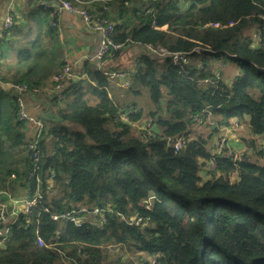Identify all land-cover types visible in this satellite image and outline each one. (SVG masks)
<instances>
[{
  "label": "trees",
  "instance_id": "1",
  "mask_svg": "<svg viewBox=\"0 0 264 264\" xmlns=\"http://www.w3.org/2000/svg\"><path fill=\"white\" fill-rule=\"evenodd\" d=\"M79 1L95 14L107 8L112 41L122 45L108 57L136 45L188 53L187 63L138 58L130 88L119 89L147 91L153 109L140 132L142 108L118 104L115 85L92 65L65 84L61 100L50 99L55 115L40 118L36 132L18 119L7 86L48 85L65 65L58 33L49 27L25 41L11 61L12 28L3 33L0 201L40 199L0 243V264H264V0ZM250 29L258 40L241 34ZM217 61L237 64L230 84L216 76ZM246 115L240 161L216 153L213 132L239 131ZM203 124L213 131L198 134ZM81 208L99 213L83 215L80 227L50 218Z\"/></svg>",
  "mask_w": 264,
  "mask_h": 264
},
{
  "label": "crops",
  "instance_id": "2",
  "mask_svg": "<svg viewBox=\"0 0 264 264\" xmlns=\"http://www.w3.org/2000/svg\"><path fill=\"white\" fill-rule=\"evenodd\" d=\"M91 13L95 14L93 11H91ZM8 14L13 18L12 32H10V36L11 33L13 36V42L11 46L9 45L8 47V61L16 57L18 48H20L25 41L29 42L45 34L49 27H53L57 30L58 44L61 46L62 51V61L66 65H69L72 72L78 78H84V70L89 65L99 67L104 73H111L114 71H122L127 74L132 73L138 58L147 49V47L136 45L126 46L123 48L125 52L121 51L117 58H110V55L107 58L105 57L106 59L104 58L100 65H97L91 58L98 49L99 36L96 32L85 28L76 15L62 12L57 17H53L49 12L42 10L39 0H0V36L3 34V22ZM40 26H43V29H41ZM246 32L251 33V38L256 40L254 29H250ZM44 43H47V39H44ZM3 48L5 49L7 47L4 46ZM214 66L216 70L218 69L216 73L220 78L229 84L238 75V66L236 63L230 62L221 64L220 61H217ZM111 84L115 85L114 93L118 95L119 98L123 99L125 96L122 94L121 89H119V82L111 81ZM4 88H6V86H4ZM51 98L52 91L47 89L42 90V92L36 96L26 97L24 99V105L27 113L37 119L45 117L49 110H55L50 104ZM135 104L140 108L137 103ZM228 129L229 128H226L219 137L227 139ZM241 136H243L241 132L235 129V132L233 131L228 134V138L230 139H228V141L235 146L245 147L241 145L239 141Z\"/></svg>",
  "mask_w": 264,
  "mask_h": 264
},
{
  "label": "built area",
  "instance_id": "3",
  "mask_svg": "<svg viewBox=\"0 0 264 264\" xmlns=\"http://www.w3.org/2000/svg\"><path fill=\"white\" fill-rule=\"evenodd\" d=\"M144 1L148 3L153 0ZM39 3L42 10L49 12L51 16L57 17L62 12L76 15L81 20L85 28L96 32V34L99 36V46L91 60L97 65L101 64V62L111 50L118 51L122 48L121 44H116L112 41L111 35L114 30V24L103 17L104 12L107 10V8L104 7L103 10L99 12V14H93L87 8H85L79 0H39ZM12 25L13 18L10 14H8L3 22V33L7 32L12 27ZM211 26L214 28H220L219 24H212ZM2 35L0 36V39ZM258 37L259 36L256 35V40H258ZM142 55H154L158 57L165 55L170 56L173 62L177 64L187 63L188 59V53H173L168 55L165 54L163 50L157 52L152 47H147L146 51ZM104 74L109 81H119L120 87L128 88L130 86V81L127 78L130 73L127 74L126 72L122 71H114ZM77 79L78 77L72 72L69 65L65 64L58 73L52 75L49 78L50 89L53 92L54 97L57 100H61L62 91L65 84L71 81H77ZM8 88L16 98L18 119L31 124L34 127L35 131L39 132V130L43 127V122L27 113L24 105V99L26 97L36 96L40 93V89H30L26 85L16 84H9ZM179 143L180 141L176 143L175 148L179 146ZM28 150L32 152L33 161L37 162L38 152L36 151V145H29ZM214 151L233 161H240L243 155L247 152V148L235 146L226 138H222L215 141ZM209 168L213 170L214 165L212 162L209 163ZM33 174H31L28 178L30 179ZM39 199V193H36L35 196L29 199H18L6 195L5 199L0 201V243L4 242V240H6V238L8 237L10 227L17 222L18 214L31 216V214L33 213V207L38 204ZM42 212L49 213V210L47 208H43ZM97 213H99L98 210H92L91 212H88L87 209L81 208L77 211H70L62 215L52 214L50 215V218L53 221L64 220L66 222L73 223L77 227H80L82 224L81 217L83 215L87 214L90 216H95V214ZM136 223H140V220H138ZM35 243L37 246L43 245L42 240L38 236L35 237Z\"/></svg>",
  "mask_w": 264,
  "mask_h": 264
},
{
  "label": "rangeland",
  "instance_id": "4",
  "mask_svg": "<svg viewBox=\"0 0 264 264\" xmlns=\"http://www.w3.org/2000/svg\"><path fill=\"white\" fill-rule=\"evenodd\" d=\"M241 34H243L244 37L245 36L251 37V33H249V32H243ZM123 51H124V49L122 50V52ZM128 65H129V63H128ZM131 67H132V65H131ZM127 78L129 79L130 86H131V78H129V76ZM112 82H115V81H112ZM117 82H119V81H117ZM47 84H48L47 86H45L43 88H39L40 89V93L44 89H47V90H50L51 91V89H50V81L49 80H48ZM119 84H120V82H119ZM130 86H129V88H130ZM7 88H8V86H7ZM122 88H124V87H122ZM132 89H137V87L136 86H133ZM141 91H142V93L140 95H135V94H132L131 91H126L125 93H123L124 91L121 90L122 94L125 96L123 99L122 98H119L118 95L113 94L114 100L118 104H120L122 106H127L130 103H134V104L137 103L140 106V108H142V110L144 111L145 118H144L143 124H142V126H139L138 129H136V132H140L142 130V128L149 126V123H148L149 122V119L146 117V113H147V111L149 109H153V105L151 104V102H150V100L148 98V94H147L146 89H142ZM52 97H54L53 96V92H52ZM51 115H55V110L54 109L49 110L48 111V114H46L45 117H50ZM233 121L234 120H230V122H233ZM248 122H249V117L246 115L244 117L243 121L241 122V124H240V130L238 131V132H241V134L243 135V137H249ZM195 127H196L195 128L196 132L198 134H202V135H206V134H208V133H210V132L213 131L212 127H208V125H206V124L197 125ZM225 129L226 128H223V129H219V130L213 132V136L212 137L215 138V139H217V137H219L225 131ZM227 131H228V133H227V140H228V134L230 132H233V130L229 128ZM256 141H257V143L262 144V141H263L262 140V137L261 136L260 137H256ZM259 163L260 164H264V158H261L259 160Z\"/></svg>",
  "mask_w": 264,
  "mask_h": 264
},
{
  "label": "bare ground",
  "instance_id": "5",
  "mask_svg": "<svg viewBox=\"0 0 264 264\" xmlns=\"http://www.w3.org/2000/svg\"><path fill=\"white\" fill-rule=\"evenodd\" d=\"M216 76L218 77L219 75L216 73ZM223 137H217V139H215L214 138V140H213V144H214V146H215V141H217V140H220V139H222ZM181 143V142H180ZM180 143H179V146H180ZM175 146H176V143L174 144V148H175ZM179 146L177 147V148H179ZM177 148H175V149H177ZM216 150V149H215ZM153 264V263H152Z\"/></svg>",
  "mask_w": 264,
  "mask_h": 264
},
{
  "label": "water",
  "instance_id": "6",
  "mask_svg": "<svg viewBox=\"0 0 264 264\" xmlns=\"http://www.w3.org/2000/svg\"><path fill=\"white\" fill-rule=\"evenodd\" d=\"M264 72V71H263Z\"/></svg>",
  "mask_w": 264,
  "mask_h": 264
}]
</instances>
